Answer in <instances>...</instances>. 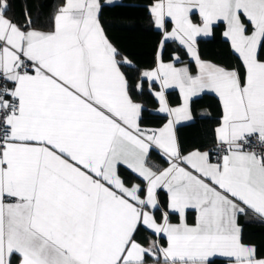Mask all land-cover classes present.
I'll return each instance as SVG.
<instances>
[{
    "label": "snow or ice",
    "instance_id": "snow-or-ice-1",
    "mask_svg": "<svg viewBox=\"0 0 264 264\" xmlns=\"http://www.w3.org/2000/svg\"><path fill=\"white\" fill-rule=\"evenodd\" d=\"M112 4L56 0L20 23L0 0V264H264L240 223L264 224V0H149L145 69L107 36ZM220 24L235 66L199 54ZM203 94L219 103L215 147L184 154L177 127Z\"/></svg>",
    "mask_w": 264,
    "mask_h": 264
},
{
    "label": "trees",
    "instance_id": "trees-1",
    "mask_svg": "<svg viewBox=\"0 0 264 264\" xmlns=\"http://www.w3.org/2000/svg\"><path fill=\"white\" fill-rule=\"evenodd\" d=\"M10 8L6 13L20 23L24 22V10L27 7L33 17L41 13L47 17L53 10L56 0H8ZM149 0H119L112 5H105L100 16L102 26L107 36L125 55H127L137 68H150L154 64L155 52L158 43V33L149 21L146 5ZM197 20V17L194 18ZM224 26L220 24L213 29V35L208 38H199L198 49L202 59L212 61L219 65L235 66L238 61L231 53L229 45L223 38ZM175 45H166L163 58L169 61ZM182 60L190 62L186 55H182ZM191 63V62H190ZM135 71V69H132ZM169 101L173 104L177 102L178 93L168 91ZM145 105L144 125L148 127H158L161 123L160 116L153 113L155 107L150 98H143ZM194 120L188 124L177 127V136L183 153L199 148L208 151L215 147L214 129L217 126L220 108L218 99L215 96L203 95L193 100ZM205 110V115L200 112ZM151 162L160 167L166 166V161L154 151L151 155ZM123 172V170H122ZM123 175L128 183L137 181L129 176L127 172ZM161 201H166V194L160 192ZM175 221V217H173ZM240 223L243 225V232L250 235V243L255 245L260 254H264V224L253 217H241ZM141 234L138 239H144ZM219 264V260H218Z\"/></svg>",
    "mask_w": 264,
    "mask_h": 264
},
{
    "label": "crops",
    "instance_id": "crops-1",
    "mask_svg": "<svg viewBox=\"0 0 264 264\" xmlns=\"http://www.w3.org/2000/svg\"><path fill=\"white\" fill-rule=\"evenodd\" d=\"M118 2L119 0H113V3L114 2ZM197 17V21H198V19H199V17H198V15L196 16ZM201 38H208V37H201ZM204 60V59H203ZM205 61H209V60H205ZM165 62H168V61H165ZM212 62V61H211ZM186 63H190V62H186ZM214 63V62H213ZM192 67H193V69H194V64H192ZM168 91H175V90H168ZM203 95H211V96H214V94H203ZM202 95V96H203ZM196 98H198V97H196ZM195 99V98H194ZM207 112L205 111V110H202L201 112H200V115H205ZM190 122H192V121H190ZM190 122H186V123H184V124H188V123H190ZM184 124H182V125H184ZM192 151V150H191ZM201 151H203V150H201ZM188 152H190V151H188ZM188 152H185L184 154H187ZM165 167H167V164H166V166ZM137 182H139L138 180L137 181H133V182H131V183H137ZM131 183H129V184H131ZM173 222H176V220L175 221H173ZM187 222L188 223H193L194 222V213L193 212H191V211H189L188 212V214H187ZM243 240H244V242L246 243V244H250V245H252L251 243H250V235H249V233H247V232H243Z\"/></svg>",
    "mask_w": 264,
    "mask_h": 264
},
{
    "label": "built area",
    "instance_id": "built-area-1",
    "mask_svg": "<svg viewBox=\"0 0 264 264\" xmlns=\"http://www.w3.org/2000/svg\"><path fill=\"white\" fill-rule=\"evenodd\" d=\"M215 159V158H214Z\"/></svg>",
    "mask_w": 264,
    "mask_h": 264
},
{
    "label": "rangeland",
    "instance_id": "rangeland-1",
    "mask_svg": "<svg viewBox=\"0 0 264 264\" xmlns=\"http://www.w3.org/2000/svg\"><path fill=\"white\" fill-rule=\"evenodd\" d=\"M117 2V1H116Z\"/></svg>",
    "mask_w": 264,
    "mask_h": 264
}]
</instances>
